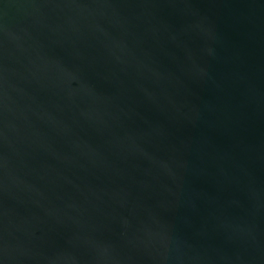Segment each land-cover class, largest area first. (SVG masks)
I'll return each instance as SVG.
<instances>
[{"label":"water","instance_id":"95a60500","mask_svg":"<svg viewBox=\"0 0 264 264\" xmlns=\"http://www.w3.org/2000/svg\"><path fill=\"white\" fill-rule=\"evenodd\" d=\"M0 264H264V0H0Z\"/></svg>","mask_w":264,"mask_h":264}]
</instances>
